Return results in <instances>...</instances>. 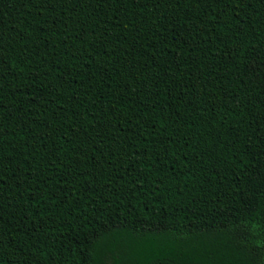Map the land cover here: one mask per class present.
Masks as SVG:
<instances>
[{
	"label": "trees",
	"instance_id": "16d2710c",
	"mask_svg": "<svg viewBox=\"0 0 264 264\" xmlns=\"http://www.w3.org/2000/svg\"><path fill=\"white\" fill-rule=\"evenodd\" d=\"M0 264H264V0H0Z\"/></svg>",
	"mask_w": 264,
	"mask_h": 264
}]
</instances>
